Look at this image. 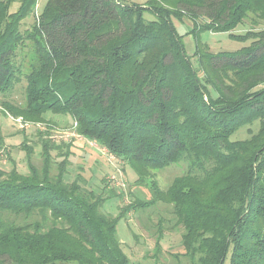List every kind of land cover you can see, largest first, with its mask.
Segmentation results:
<instances>
[{
    "label": "trees",
    "instance_id": "1",
    "mask_svg": "<svg viewBox=\"0 0 264 264\" xmlns=\"http://www.w3.org/2000/svg\"><path fill=\"white\" fill-rule=\"evenodd\" d=\"M36 3L0 0V94L26 82L25 105L5 109L32 121L68 115L150 196L104 212L122 197L79 176L67 182L65 160L51 174V153L69 147L43 141L39 171H0V264H130L117 222L160 204L182 228L190 264H264V0H47L22 31ZM173 20L191 22L196 66ZM246 20L251 29L234 35ZM204 32L249 43L213 54L199 42ZM29 46L36 64L25 72L19 54ZM243 128L249 138L231 140ZM181 162L185 173L159 188L154 173Z\"/></svg>",
    "mask_w": 264,
    "mask_h": 264
},
{
    "label": "rangeland",
    "instance_id": "2",
    "mask_svg": "<svg viewBox=\"0 0 264 264\" xmlns=\"http://www.w3.org/2000/svg\"><path fill=\"white\" fill-rule=\"evenodd\" d=\"M124 4H144L146 0H120ZM47 0H37L36 7L32 15L28 16L22 24L24 31L34 23L39 11L45 6ZM17 5L11 6L10 11H15ZM144 18L153 20L154 17L148 12L144 13ZM177 34L183 36L185 53L191 57L193 66L197 65V60L193 56L196 50V40L190 34L192 24L189 20L178 22L172 21ZM259 26L258 28H260ZM251 29L250 22L246 20L238 25L232 32L234 35H245ZM199 42L207 46L208 51L216 54L219 52H234L249 42L238 41L229 33L204 32L200 34ZM23 70L29 72L30 65L36 64V59L30 46L19 54ZM26 82L22 79L9 93L0 94V171L8 173L16 170L21 175H28V165H32L38 171L43 166L41 156V144L49 141L57 147L68 146V155L65 148L62 155L57 156V152L51 153L52 165L51 174H55L61 161L65 160V180L73 181L77 176L86 181V186L96 193L103 194V190H112L114 195L122 198L107 199L104 202L103 210L114 217L126 205L136 200L146 201L150 193L147 185H136V177L129 166H124L119 160L114 159L105 149L97 146L94 142L84 139L75 132V123L68 115H43L44 121L26 120L20 116L11 115L6 109V105H25ZM257 124V123H256ZM252 126V133L257 130V125ZM247 129L239 130L231 140H245L249 138ZM27 149L32 150L30 157H26ZM64 157V158H63ZM187 164L181 162L177 165L156 171L154 180L159 188L166 189L173 178L182 175L186 171ZM148 182V181H147ZM122 194V196H121ZM171 208L160 204L157 208L142 210H131L125 217L119 219L116 227V236L122 244V249L129 258L130 264H190L188 260L181 257L183 250L180 244L182 228L174 226ZM12 220L22 224L23 219ZM36 216L26 222L37 220ZM161 233L159 249L156 248V239ZM159 250V251H158ZM75 264V263H71ZM228 264V259L226 263Z\"/></svg>",
    "mask_w": 264,
    "mask_h": 264
}]
</instances>
